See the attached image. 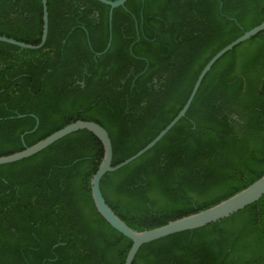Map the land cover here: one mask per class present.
Returning a JSON list of instances; mask_svg holds the SVG:
<instances>
[{"label": "trees", "instance_id": "1", "mask_svg": "<svg viewBox=\"0 0 264 264\" xmlns=\"http://www.w3.org/2000/svg\"><path fill=\"white\" fill-rule=\"evenodd\" d=\"M37 49L0 41V156L77 119L108 132L112 165L179 112L206 62L264 21V0H47ZM41 0H0V34L36 44ZM37 124V125H36ZM36 125V128L32 130ZM22 136V138H21ZM102 143L79 129L0 164V264H123L131 240L97 211ZM264 174V29L225 52L156 144L103 174L136 230L207 208ZM132 264H264V194L220 220L142 244Z\"/></svg>", "mask_w": 264, "mask_h": 264}, {"label": "water", "instance_id": "2", "mask_svg": "<svg viewBox=\"0 0 264 264\" xmlns=\"http://www.w3.org/2000/svg\"><path fill=\"white\" fill-rule=\"evenodd\" d=\"M109 6L108 11V26H109V35L106 47L101 52H96V54H100L106 51L111 43V17L112 10L115 7L123 6L126 0H98ZM42 3V30L41 37L38 43L31 44L23 41H19L12 37H8L0 34V41L10 43L21 48H29V49H37L43 46L45 43L47 32H48V10H47V0H41ZM264 29V21L260 22L256 26L250 28L249 30L244 31L240 36L223 46L219 49L203 66L200 70L193 87L190 91L188 98L183 104L182 108L179 112L170 120V122L145 146L139 149L137 152L132 154L131 156L125 158L124 160L118 162L117 164L112 165V144L107 130L100 125L99 123L92 120H81L77 119L73 122H70L63 127L55 130L51 134L46 137L40 139L39 141L31 144L29 146H25L22 150L13 152L11 154L0 156V164L13 162L16 160H20L22 158L28 157L46 146L50 145L54 141L60 139L61 137L74 132L79 129H87L93 134H95L103 147V156L98 165V168L92 175L90 179V189L91 196L94 202V206L100 215L117 231L122 233L124 236L128 237L131 240V245L127 251L125 256V260L123 264H132L133 258L138 251L139 247L147 242L159 239L169 234H173L176 232L190 230L194 228H198L204 226L208 223L220 220L235 211L243 208L244 206L256 201L261 195L264 194V174H262L255 181L250 183L245 188L235 192L229 197L217 202L214 205H211L207 208L200 209L194 213H190L188 215H184L182 217L173 219L168 221L167 223L144 230H136L128 226L114 211L110 208V206L106 203L101 190H100V179L106 172L114 171L135 158L139 157L141 154L146 152L148 149L153 147L156 142H158L165 133L181 118L185 115L186 110L188 109L204 75L211 68L212 64L221 57L225 52L233 48L238 43L246 40L247 38L253 36L259 31ZM37 125V124H36ZM35 127L32 129L34 130ZM22 138V136H21Z\"/></svg>", "mask_w": 264, "mask_h": 264}]
</instances>
